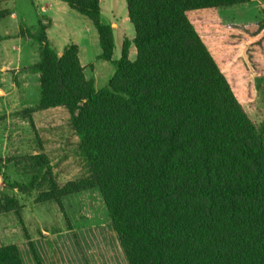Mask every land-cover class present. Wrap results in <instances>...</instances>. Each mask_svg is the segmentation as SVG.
<instances>
[{
    "label": "trees",
    "instance_id": "trees-1",
    "mask_svg": "<svg viewBox=\"0 0 264 264\" xmlns=\"http://www.w3.org/2000/svg\"><path fill=\"white\" fill-rule=\"evenodd\" d=\"M64 1L95 26L98 58L115 71L97 88L77 44L53 47L48 18L30 33L39 43L29 67L39 73L36 107L67 110L84 161L79 178L59 185L48 158L30 155L37 200L98 190L129 264H264V122L248 116L190 19L252 0H126L135 36L116 60L100 0ZM10 162L0 152V173ZM0 202L19 214L14 197ZM0 264H24L18 245H0Z\"/></svg>",
    "mask_w": 264,
    "mask_h": 264
},
{
    "label": "rangeland",
    "instance_id": "rangeland-1",
    "mask_svg": "<svg viewBox=\"0 0 264 264\" xmlns=\"http://www.w3.org/2000/svg\"><path fill=\"white\" fill-rule=\"evenodd\" d=\"M51 0H0V12L14 11L17 19L8 15L0 18V36L10 33V38L0 40V48L4 45L19 44L20 51L14 50V56L20 55L22 67L32 65L39 60V43L32 38H17V31L22 27L37 31L38 20L43 15L54 16L51 11L42 12V6L55 4ZM59 5L66 7L50 30V42L58 50L63 44L75 43L83 51L82 60L89 65L85 68L88 79L95 80V86H105L114 74L112 62L98 58L101 53L99 40H96V30L87 29L89 20L86 16L74 11L64 0ZM105 11L103 22L115 16L122 21L127 13L126 0H107L103 4ZM57 7V6H56ZM11 9V11H10ZM190 19L197 28L202 39L213 54L217 63L226 75L239 101L243 104L248 116L257 124L264 122V0H252L247 3L225 6L219 9H206L190 12ZM8 30V31H7ZM132 40L135 36L133 24L126 22L123 31H115V47L113 59H119L122 54V35ZM94 34V35H93ZM130 59L137 57L134 44L130 47ZM19 85L16 101H0V152L13 155L10 151L17 148L27 152L24 154V164L20 172L15 165H8L6 172L0 173V201L9 195L13 196L11 185L17 179L29 182L36 173L33 165L32 151L44 150L49 160V171L52 177L64 185L82 175L84 161L74 153L78 137L72 132L69 114L63 107L46 110L37 109L40 99V80L38 73L28 70L24 73ZM16 81V79H15ZM5 97V96H3ZM20 101V103H17ZM26 103V105H24ZM16 155V154H15ZM11 161L14 158L8 157ZM46 184V183H45ZM47 188V184L44 185ZM38 198V190L35 191ZM79 197L78 194L74 195ZM48 208L43 220L47 226H56L58 217L53 213L55 201L43 202ZM1 204V202H0ZM42 204V203H40ZM38 204V205H40ZM0 212H3L0 210ZM43 217V216H42ZM88 218L87 216H85ZM93 223L84 222V232L92 230V235L85 236L82 249L85 258L92 264H129L121 246L119 237L107 214L100 213L91 217ZM39 225V220L30 221L31 228ZM93 225V227L91 226ZM18 238L15 234L10 242ZM6 238L0 235V245L8 244ZM81 240L79 239V243Z\"/></svg>",
    "mask_w": 264,
    "mask_h": 264
},
{
    "label": "crops",
    "instance_id": "crops-1",
    "mask_svg": "<svg viewBox=\"0 0 264 264\" xmlns=\"http://www.w3.org/2000/svg\"><path fill=\"white\" fill-rule=\"evenodd\" d=\"M54 1V0H51ZM117 1V0H116ZM104 2L107 0H100L101 4V20L104 14L105 8L103 6ZM60 0H56L55 4L50 3L49 6H42L41 11L47 12L51 11L54 16L45 15L50 23L47 28V36L50 38V30L53 24L60 19V12L65 13L66 7L64 5H59ZM57 6V7H56ZM127 6V4H126ZM71 8V7H70ZM72 9V8H71ZM74 10V9H72ZM11 11V9H10ZM75 11V10H74ZM9 12V11H8ZM13 19L18 18V14L14 11L9 12ZM8 15V14H7ZM43 15L38 20L43 19ZM89 20V19H88ZM130 21L128 10L122 21L117 20L115 16L110 18L109 21H104L112 25L114 28V47H115V31H123L126 27V22ZM17 31V38L22 40L25 38H32L30 33H35L36 31L29 30L28 28L22 27ZM96 30L95 38L99 40V34L95 26L89 20L87 29L91 32L92 27ZM38 28V27H37ZM38 30V29H37ZM8 31V30H7ZM122 35V44L127 37L126 33ZM3 38H10V33L6 32L5 36H0V40ZM130 39V38H128ZM68 44H63V47L57 51L61 54L64 47ZM14 50L20 51L19 44L11 46L4 45L2 47V52L0 48V101L6 102V100H15L16 96L20 93L18 86L15 84L21 82V78L24 77V73L29 70V66L22 67L20 65V55L14 56ZM114 52V51H113ZM83 51L79 48V58L81 64L86 68L88 63L82 60ZM33 64V63H32ZM86 71V70H85ZM39 76V73H38ZM16 79V81H15ZM5 96V97H3ZM17 103H20L18 101ZM26 105V103L24 104ZM13 155H5L4 157L14 158L11 164L15 165L17 172H20L21 163L24 164V154L23 150L17 148V150L10 151ZM16 154V155H15ZM42 154L46 156V151L38 150L32 151L30 155ZM47 157V156H46ZM18 184L12 187L13 196L15 200L19 203V214L14 210L0 212V235L6 238V242H10V238L13 239L14 235L17 234L18 238L14 239L8 244H16L21 250L22 259L24 264H92L89 258H85L82 245L84 244L85 236L88 237L92 235V230L88 231V235L84 232V222L88 220V223H93L91 221L93 216L100 213V210L107 214L106 207L102 201L101 195L98 190H88L80 193H74L69 196L63 197L60 201H55L56 206L50 209L58 217L56 226H47L44 218V211L48 208L43 202L38 201L37 196H35L36 187L31 188L29 182H21L17 179ZM78 194L79 197L74 195ZM54 201V200H49ZM42 203V204H40ZM40 204V205H38ZM108 215V214H107ZM43 216V217H42ZM87 216L88 218H86ZM39 220V225L31 228L30 221ZM93 227V225H91ZM79 239L81 242L79 243Z\"/></svg>",
    "mask_w": 264,
    "mask_h": 264
}]
</instances>
